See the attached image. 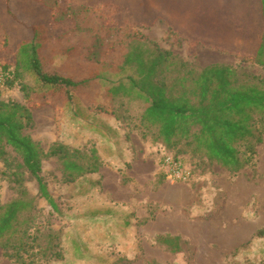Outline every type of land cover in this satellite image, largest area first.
Masks as SVG:
<instances>
[{"label":"rangeland","instance_id":"374dc122","mask_svg":"<svg viewBox=\"0 0 264 264\" xmlns=\"http://www.w3.org/2000/svg\"><path fill=\"white\" fill-rule=\"evenodd\" d=\"M145 1L0 0V100L31 110L32 138L45 151L55 142L85 153L94 148L101 163L98 173L66 182L56 157L43 160L57 209L38 200L42 214L32 227L40 228V245L51 242L60 256L38 264H264V129L254 165L230 174L190 147L174 156L152 140L154 129L143 136L142 101L108 92L113 82L135 76L123 63L142 41L196 67L231 64L264 79V68L238 56L255 51L241 15L251 9L249 18L258 19L260 0L217 9L209 4L231 0ZM49 9L58 13L56 22ZM32 26L42 29L37 43L45 69L87 80L69 101L29 73L4 83L1 64L15 62L16 45L31 38ZM235 26L243 28L238 38ZM167 158L188 171L186 180L167 179ZM25 185L36 193L34 181ZM15 196L0 175V203ZM164 234L181 238L180 252L158 241ZM0 264H12L1 250Z\"/></svg>","mask_w":264,"mask_h":264},{"label":"trees","instance_id":"16d2710c","mask_svg":"<svg viewBox=\"0 0 264 264\" xmlns=\"http://www.w3.org/2000/svg\"><path fill=\"white\" fill-rule=\"evenodd\" d=\"M260 3L262 26L255 51L238 56L264 68V0ZM4 9L9 8L4 6ZM11 14L15 20L16 14ZM48 14L51 21H57L58 13L49 9ZM41 31L32 26L31 38L16 45L15 62L1 64L4 83L12 86L15 79L29 73L40 85L63 91L69 101L71 91L87 80L45 69L38 53ZM123 64L133 67L135 76L127 75L113 82L108 92L112 97L122 94L142 101L143 108L137 117L145 128L143 136L154 129L152 140L175 151L174 156L182 151L181 146L190 147L192 153L218 164L230 174L254 165L256 147L263 140V78L231 64L196 67L146 41L132 46ZM98 112L107 113L100 108ZM35 128L26 105L0 100V175L13 183L16 193L8 202L0 203V250L12 264H38L41 258L60 256L54 250L56 246L49 242L51 238L45 246L40 245V228L32 227L42 214L38 200H44L52 210L57 209L42 173L43 160L56 157L66 182L98 173L101 167L94 148L85 153L76 146L55 142L45 151L32 138ZM27 181L36 183L35 194L26 187ZM257 234L261 235L262 231ZM158 241L172 253L181 250L178 235L164 234Z\"/></svg>","mask_w":264,"mask_h":264},{"label":"crops","instance_id":"0c3cea01","mask_svg":"<svg viewBox=\"0 0 264 264\" xmlns=\"http://www.w3.org/2000/svg\"><path fill=\"white\" fill-rule=\"evenodd\" d=\"M235 1L236 0H231V3H230V1L229 2H221V1H219L218 3H216V4H209V6H211V7H216V9L220 6L219 5V3H225L226 5H228L229 4V6L230 5H232V6H236V8H237V4H239V5H241L242 3H245V1L244 0H241V1H239V2H237V3H235ZM245 5H247L246 3H245ZM258 7V6H257ZM261 7V3H260V6H259V8ZM233 8V7H232ZM254 9V11H255V14H257V12H259V11H257V8L255 7V8H253ZM259 10V9H258ZM236 12V11H235ZM251 12V9H250V11L246 14L247 15V20H246V15H245V17L244 16H242L241 15V19H242V17H243V21H244V23H246V24H248L247 25V27H248V35L249 36H251L253 39H255V41H256V45H257V43H258V39H259V35H260V33H259V31L261 32V26H262V18H261V16L260 17H258V19H251V18H249V16H250V13ZM261 14V13H260ZM235 15V17H236V19H239L240 21H241V19H240V16H238L237 14H234ZM233 19H234V17H233ZM245 19V20H244ZM234 33H235V36L238 38L239 36H241V34H242V32H243V28L242 27H240V26H235V27H233V30H232ZM239 54H241V53H239Z\"/></svg>","mask_w":264,"mask_h":264},{"label":"built area","instance_id":"2783aa9c","mask_svg":"<svg viewBox=\"0 0 264 264\" xmlns=\"http://www.w3.org/2000/svg\"><path fill=\"white\" fill-rule=\"evenodd\" d=\"M164 165L166 168V176L167 179L173 181L176 180H186L189 176L188 171L184 170V168H181L177 166L175 163L171 162L169 158L165 159Z\"/></svg>","mask_w":264,"mask_h":264}]
</instances>
